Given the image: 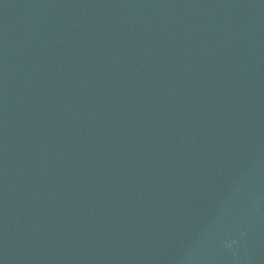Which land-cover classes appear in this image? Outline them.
<instances>
[{
	"label": "water",
	"instance_id": "1",
	"mask_svg": "<svg viewBox=\"0 0 264 264\" xmlns=\"http://www.w3.org/2000/svg\"><path fill=\"white\" fill-rule=\"evenodd\" d=\"M34 264H264V0H229Z\"/></svg>",
	"mask_w": 264,
	"mask_h": 264
}]
</instances>
